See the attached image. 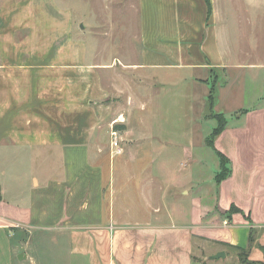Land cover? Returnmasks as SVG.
Instances as JSON below:
<instances>
[{
    "label": "crops",
    "instance_id": "crops-1",
    "mask_svg": "<svg viewBox=\"0 0 264 264\" xmlns=\"http://www.w3.org/2000/svg\"><path fill=\"white\" fill-rule=\"evenodd\" d=\"M224 2L139 0L137 59L107 62L85 44L54 49L37 0H0V264H264V63L235 44ZM213 69L227 124L210 146L213 130L200 143L193 127L198 111L211 119ZM236 73L238 101L247 87L259 101L223 110ZM148 106L133 129L134 109ZM118 116L121 154L104 145ZM165 116L192 123L183 142L175 131L174 147L159 134L148 137L159 150L130 147ZM208 148L230 160L220 182Z\"/></svg>",
    "mask_w": 264,
    "mask_h": 264
},
{
    "label": "rangeland",
    "instance_id": "rangeland-1",
    "mask_svg": "<svg viewBox=\"0 0 264 264\" xmlns=\"http://www.w3.org/2000/svg\"><path fill=\"white\" fill-rule=\"evenodd\" d=\"M225 4H229L230 9L233 11L232 18V35L235 37V44L238 46L241 44L242 48L248 51L255 49L258 53L259 62L264 63V6L251 9L249 4L250 0H224ZM264 4V0H261ZM44 7V15L51 18L53 21L47 23V27L44 26L43 20H39L38 32L45 33L48 37L52 38L53 48L62 49L69 46L70 49H78L81 44H85L87 50H95L98 48L102 54L103 59L107 62L110 60V53L117 52L131 56L129 59L136 60L140 51L139 40V0H37ZM234 3L238 5L237 9ZM241 5V6H240ZM39 13H41L39 11ZM40 21H42L40 23ZM234 43V42H233ZM97 47V48H95ZM95 48V49H94ZM127 74V73H124ZM217 71L213 69V75L217 76ZM247 74V73H246ZM236 81L234 87L228 94V98L224 97L225 109L237 110L241 107H250L256 104L259 100L255 97V91H248L246 89V99L240 97L244 91L246 85L241 83V74ZM264 78V69L261 70L260 79ZM240 91V92H239ZM172 90L165 96V100L172 99ZM219 95V92H218ZM226 95V92H225ZM160 99H163L162 97ZM219 101V100H218ZM246 104V105H245ZM164 108L171 109V115L173 116L174 105L168 103ZM196 108L200 110L204 109L203 104L196 102ZM151 106H148L147 110H141V107L134 109L133 118L129 122L133 129H142L143 124L140 122V116L149 114ZM198 118L196 125L193 127L198 133V139L201 143L202 136L210 133L217 125V120L214 118L213 112L207 110V117L210 120L204 121L201 119V111H198ZM152 131L146 133L147 138L144 140H137L136 144L131 145L134 149L139 148L140 154L149 151L150 147H163V141L161 139H148L149 136L159 134L169 142V146L174 147V132L178 135V140L183 142L184 139L179 136L178 131H182L185 128H192L189 123H186L185 128L180 123L175 124L173 120H169L167 116L161 121H155V119H149ZM114 123V122H113ZM124 124V123H122ZM116 127L120 128L119 124ZM138 131V130H137ZM111 128L106 135V142L104 145L110 148L111 145ZM123 134V132H122ZM169 138V139H168ZM148 145L146 146V143ZM121 146H125V142L121 143ZM145 149H144V148ZM112 148V147H111ZM144 149V150H142ZM175 149H178L177 147ZM208 157L210 167L216 172V162L218 161L217 155L208 148ZM113 150V149H112ZM118 156V155H117ZM160 161V160H158ZM142 162V156L136 163Z\"/></svg>",
    "mask_w": 264,
    "mask_h": 264
},
{
    "label": "trees",
    "instance_id": "trees-1",
    "mask_svg": "<svg viewBox=\"0 0 264 264\" xmlns=\"http://www.w3.org/2000/svg\"><path fill=\"white\" fill-rule=\"evenodd\" d=\"M207 1H209V0H207ZM216 99H217V84H216V81L213 77L212 81H211V88H210V92L208 95L207 103H208L210 114L213 112L214 118L217 120V126L213 129L211 134L206 139L207 143L210 146L214 145L215 138L217 137V135L219 133L222 132V130L225 128V126L227 124V118L225 117V115H223L221 113H217L214 111ZM120 128H124V127L120 126ZM216 152H217V155L220 159V169L216 173L215 178L218 182H220L223 179L227 178L231 174L230 160L221 151L216 150Z\"/></svg>",
    "mask_w": 264,
    "mask_h": 264
},
{
    "label": "built area",
    "instance_id": "built-area-1",
    "mask_svg": "<svg viewBox=\"0 0 264 264\" xmlns=\"http://www.w3.org/2000/svg\"><path fill=\"white\" fill-rule=\"evenodd\" d=\"M125 123V119L122 116H118L117 119H115L112 127H111V147L113 149V152L115 154H121L123 152V147L121 146L122 142V130L116 127V124H122Z\"/></svg>",
    "mask_w": 264,
    "mask_h": 264
},
{
    "label": "water",
    "instance_id": "water-1",
    "mask_svg": "<svg viewBox=\"0 0 264 264\" xmlns=\"http://www.w3.org/2000/svg\"><path fill=\"white\" fill-rule=\"evenodd\" d=\"M221 256H225L224 252H218L217 254L213 255L214 258H220Z\"/></svg>",
    "mask_w": 264,
    "mask_h": 264
}]
</instances>
